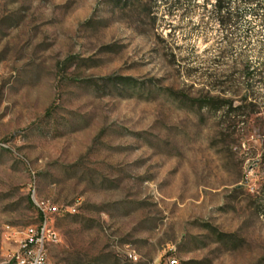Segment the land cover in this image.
I'll use <instances>...</instances> for the list:
<instances>
[{
    "label": "rangeland",
    "instance_id": "obj_1",
    "mask_svg": "<svg viewBox=\"0 0 264 264\" xmlns=\"http://www.w3.org/2000/svg\"><path fill=\"white\" fill-rule=\"evenodd\" d=\"M259 1L0 0V264H264Z\"/></svg>",
    "mask_w": 264,
    "mask_h": 264
},
{
    "label": "built area",
    "instance_id": "obj_2",
    "mask_svg": "<svg viewBox=\"0 0 264 264\" xmlns=\"http://www.w3.org/2000/svg\"><path fill=\"white\" fill-rule=\"evenodd\" d=\"M36 206L41 213L42 221L25 231L24 239L17 252L12 256L13 264H47L48 247L58 242L57 233L50 228L46 219V213H56L58 208L49 203H36ZM129 257L136 260V257ZM172 262L177 263L173 259Z\"/></svg>",
    "mask_w": 264,
    "mask_h": 264
},
{
    "label": "trees",
    "instance_id": "obj_3",
    "mask_svg": "<svg viewBox=\"0 0 264 264\" xmlns=\"http://www.w3.org/2000/svg\"><path fill=\"white\" fill-rule=\"evenodd\" d=\"M225 1L226 0H218V10L219 11L226 10L225 9L226 8L225 6H227V4L225 5ZM247 2H254L256 6L261 5V3H260L259 0H244V3H247ZM39 220L42 221V216L41 215L39 216Z\"/></svg>",
    "mask_w": 264,
    "mask_h": 264
},
{
    "label": "bare ground",
    "instance_id": "obj_4",
    "mask_svg": "<svg viewBox=\"0 0 264 264\" xmlns=\"http://www.w3.org/2000/svg\"><path fill=\"white\" fill-rule=\"evenodd\" d=\"M168 264H176L175 262H172V259L168 260Z\"/></svg>",
    "mask_w": 264,
    "mask_h": 264
}]
</instances>
